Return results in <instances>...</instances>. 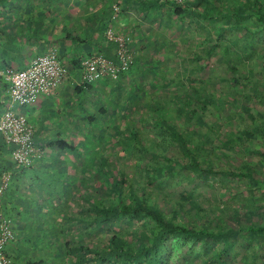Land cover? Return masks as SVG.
<instances>
[{
    "label": "trees",
    "instance_id": "trees-1",
    "mask_svg": "<svg viewBox=\"0 0 264 264\" xmlns=\"http://www.w3.org/2000/svg\"><path fill=\"white\" fill-rule=\"evenodd\" d=\"M96 1L105 2L107 11L103 14L93 13L92 16L89 14L86 20L93 17L102 19L103 22L106 21L105 29L113 27L112 7L116 0H0V16L8 13L19 14L22 11L28 14V17L35 16L34 12H37L35 9H39L35 19L37 25L32 32V35L36 36L38 31L40 32V21H45V11L50 12L54 8L56 11H65L68 6L79 11L82 5L94 8ZM121 1L123 4L117 1L115 3L119 7V20L125 19L127 11L136 10L148 22L159 20L161 19L159 17L168 14L177 19L189 17L193 22L202 21L207 26H212L215 38L204 51L206 60L201 56L193 58L203 63L199 67L198 75L188 78L189 87L182 94L176 93L174 96L177 98V103L174 104L183 115V119L171 122L165 119L159 110L154 112L151 121L159 134L154 147L148 146L133 129L121 135V131L115 129V120L109 124L108 134L103 133L104 129L100 126L97 127L96 137H90V157L85 156L84 161H81L86 165L84 171L81 170L86 181L83 179L79 181V178L71 176L67 182H63V177L58 176L60 182L54 181L55 177L51 182H46L56 202L45 213L46 219L50 217L51 221L43 222L44 231L40 237L19 238L15 233V239L10 245V248L14 249H6L7 255L13 264H167L173 252V244L189 241L192 244L200 243L204 247L205 253L203 252V258L198 264H245L247 262L245 254L249 248H255L254 254L260 258L259 264H264V142L257 137L258 134L264 136L262 133L264 122L259 129L256 126L240 129L230 116L232 105L221 97L214 100L204 93L198 94L196 87L206 81L209 82L208 60L219 48L218 41L226 34L236 30L251 42L253 31L242 22L243 18L261 25L257 32H264V0H187L182 4H177L173 0ZM201 7L205 8L203 12L199 11ZM47 20L49 19L46 18ZM67 36L73 39L70 34ZM11 39L14 41L15 37ZM106 43L109 46H102L99 54L115 60L114 55L110 56L112 53L110 45H113ZM223 52L229 53L226 47L223 48ZM141 65L145 70L150 66L153 75L159 78V74L155 72L157 65L153 61L137 58L133 67L120 75L122 78H131L129 87L125 92L118 86L115 87L108 105L112 107L113 100L119 99L118 96L122 93L126 101L137 98L140 102L145 101L150 93H154L152 89L157 88L155 84H151L155 85V88L150 85L147 88H140L138 79L131 76ZM226 66L225 74L232 87H238L246 82L245 75H240L239 63L234 58L227 60ZM262 68L264 71V64ZM0 79L2 80L1 77ZM103 81L106 84H119V79L115 82L107 79ZM250 98L254 97L242 93L234 103H244L249 109L247 114L264 119V103L260 106L256 99L251 101ZM210 105L219 109L218 115L209 112ZM101 113L102 115L106 113L104 107ZM202 128H205V131H202ZM187 131L201 132V136L199 139H192ZM84 138L83 144H86L87 137ZM106 143L119 144L124 151L123 156L126 152L135 151L139 156L145 157L137 166L145 172L143 185L133 186L124 174H114L105 166L104 155L101 149L96 151V148L97 146L104 148ZM83 144H80V147L85 148ZM95 144L96 147L93 146ZM56 145L59 150H63L62 145H66L69 152L78 151L76 145L69 146L70 144L64 141H58ZM12 149L11 147V151ZM154 157L158 164H151L150 159ZM29 169L31 168L17 169L11 161L10 168L0 169V176L5 171H11L13 182L16 173ZM177 172L182 173L183 177L193 184L206 181L207 178H222L236 190H243L242 184H247L249 188L244 191L245 197H241L242 200L234 207H230L224 216L207 213L203 207L196 205L192 199L196 193L195 189L183 193L188 183L178 185V189L175 190L178 195L176 201L167 200V197H154L149 192L152 185L162 187L166 183L165 178L174 177ZM87 181L89 187L88 184L85 185ZM12 182L5 202L9 197ZM77 183L86 190L83 192L77 189ZM66 184L68 189L65 192ZM110 186L114 189H109ZM77 191L83 206L81 211L85 213V217L77 216L76 208L69 204V198L74 197ZM248 199L251 206L245 202ZM7 210L4 203L0 207V214L13 221L15 231L16 224ZM86 223H93L96 228L112 227L113 232L104 237L102 249L81 242L74 233L75 227ZM185 249V253L191 252L190 247L185 246ZM196 253L200 254L199 251Z\"/></svg>",
    "mask_w": 264,
    "mask_h": 264
},
{
    "label": "rangeland",
    "instance_id": "rangeland-1",
    "mask_svg": "<svg viewBox=\"0 0 264 264\" xmlns=\"http://www.w3.org/2000/svg\"><path fill=\"white\" fill-rule=\"evenodd\" d=\"M204 10V7L199 9L202 12ZM159 18L161 19L148 22L145 21L141 13H138L136 10H130L125 13V19L129 21L126 24L127 26H124L125 23L121 20L117 22L118 28L113 26L118 30H127L130 33L134 40L133 44L136 43L132 49L136 53L137 58L153 61L157 65L155 72L159 74V78L153 75V69L150 66H148L147 70L142 65V67L138 66L133 71L132 78L138 79L140 88H147L152 83L155 84L157 88L152 89L154 93H150L149 97L145 98L143 102H140L137 98L126 101L125 95L122 93L121 96H118L119 99L115 98L113 100L112 107L108 105L111 94L107 93L105 97H102V102L107 103L109 114L104 118L106 122L102 120L100 124V128L104 129L103 133H107L109 124L113 123L112 121L115 119V129L120 130L121 135L127 134L130 129H133L140 135L142 140L146 141L148 146L152 145L153 147L159 134L155 124L151 121V116L159 110L160 114L171 122H179L183 119V115L179 113L174 104L177 103V98L174 96L176 93L182 94L189 87L188 78L198 75L199 67L203 63L197 62L193 58L201 56L202 59L206 60L207 57L204 56V51L215 38L212 26H207L202 21L193 22L189 17L187 19H177L168 14H164ZM242 22L253 31L251 42L241 32L236 30H232L226 34L218 41L219 48L208 60L210 64L208 72L209 82L206 81V83L204 82L196 87H198V94L204 93L207 97L214 98V100L221 97L232 105L233 109H231L230 116L236 121L240 129L252 126H256L259 129L262 128L263 117L260 118V116L255 117L253 114H247L249 109L244 103H234V100L240 97L242 93H245L249 97H254L250 98V100L256 99L260 106L264 103V89H262L264 80L262 68L264 64V32H257V29H260L261 25L256 24L250 19L243 18ZM177 27L179 28L176 29ZM225 47L229 53L223 52V48ZM230 58H234L239 63L240 75H245L246 82L238 87H232L228 81L229 78L225 74L227 60ZM130 79L129 77H123L119 80L118 85L112 86L114 88L118 86L120 90L122 89L125 92L129 87L128 83H130ZM155 85L151 87L155 88ZM210 111L216 113V115L219 114V109L211 105L209 106ZM92 131L93 136L98 134L96 130L92 129ZM202 131H205V128H202ZM187 133H189L192 139H199L201 136V132L194 133L187 131ZM262 133L264 135L263 130ZM261 135L258 134L257 137H260L259 140L264 142V138H262L264 136ZM85 143L84 150H81V148L80 151L90 157V137H87V142ZM93 146L96 147L97 144ZM257 147H259V144H257ZM99 149H101L104 155L105 166L110 168L112 173H117L118 175L124 174L133 186L145 183V172L141 167H137L145 157L139 156L135 151L126 152L125 156H123L124 151L119 144L112 145L106 143L104 148L97 146L96 151H99ZM150 162L153 165L158 164L155 157L151 158ZM81 168L80 170H76L75 174H71L72 177L79 178V181L84 178L81 174ZM86 169L88 172V168ZM83 180L86 181V179ZM165 182L162 187L156 184L152 185L149 192L154 197H167V200L176 201L175 199H178V195H176L175 190L178 189V185L188 183L183 193L186 194L195 189L196 193L193 195V202L203 207L207 213H214L220 216H224L230 207L237 205L238 201L242 200L241 197H245V189L249 188L247 184H242L241 188L243 190H236L222 178H207L206 181L202 180L193 184L189 183L188 179L183 177L180 172H177L174 177L165 178ZM88 183L87 181L85 185ZM80 186V183H77V189L79 188L81 191L86 190V188L84 189V187ZM87 187H89V184ZM109 189L113 190L114 187L110 186ZM81 191L79 192L80 194ZM74 197L69 198V204L76 208L77 216L85 217V213L81 211V207L83 206L81 205L78 191L75 192ZM245 202L251 206L249 199L245 200ZM14 232H18L17 227H15ZM112 232V227L110 229L106 227L96 228L93 223L79 225L74 229V233L80 238L81 242L93 245L99 249L103 248L102 242L104 241V237ZM185 246L190 247V253H185ZM9 248L10 245H7L6 249L9 250ZM193 250L195 253L199 251L200 254H195ZM254 250L255 248H249L246 252L245 257L247 262L245 264L260 263L258 262L260 258L256 257ZM203 252L204 247L200 243L192 244L189 241L175 242L173 244V252L169 256L167 264H198L203 258Z\"/></svg>",
    "mask_w": 264,
    "mask_h": 264
},
{
    "label": "crops",
    "instance_id": "crops-1",
    "mask_svg": "<svg viewBox=\"0 0 264 264\" xmlns=\"http://www.w3.org/2000/svg\"><path fill=\"white\" fill-rule=\"evenodd\" d=\"M116 1L123 4L121 0ZM106 7L105 2L96 1L94 8L82 5L79 11L70 6L65 11H56L55 8L50 12L45 11V17L49 20L46 21L45 18L44 22L40 21V32L36 36L32 32L37 25L35 19L39 9H35V16L28 17L24 11L0 16V74L7 68L25 69L36 55L43 54L50 47L58 49L61 63L70 71L69 79L57 88L54 95L41 97L34 104L16 110L26 116L33 126L34 141L44 151L42 160L34 167L15 174L9 197L4 202L18 228L16 234L19 238L34 239L42 235L45 225L43 222L51 221L50 217L46 219L45 213L50 206L56 204L46 182H51L54 177V181L60 182L58 176H62L63 182H67L68 177L75 174L76 170H80V167L84 169L81 161H84L86 154L79 152L80 144L84 142V137H96L93 136L92 129L97 131L101 121L109 114V107L102 102V97L113 93L116 89L110 86L113 83L106 84L101 80L81 84L80 81L81 61L87 55L100 53L102 46H109L103 33L106 21L94 17L86 20L89 14L105 13ZM29 18L31 21L28 22ZM120 20L127 26L128 19ZM117 22L119 18L114 21L116 28ZM69 34L73 39L67 36ZM11 37H15V40ZM110 47L111 56L114 55V45ZM6 87L0 79V115L8 107ZM103 107L106 113L102 115ZM58 141H64L69 146L76 145L78 151L69 152L66 145H62L64 149L59 150L56 145ZM4 144L0 134V169L11 167V146ZM67 189L66 184L64 191ZM10 249L13 250L14 247Z\"/></svg>",
    "mask_w": 264,
    "mask_h": 264
},
{
    "label": "built area",
    "instance_id": "built-area-1",
    "mask_svg": "<svg viewBox=\"0 0 264 264\" xmlns=\"http://www.w3.org/2000/svg\"><path fill=\"white\" fill-rule=\"evenodd\" d=\"M182 4L187 0H173ZM112 21L119 16V7L113 5ZM106 42L114 45L115 60L94 53L87 55L80 63L81 84H91L101 80L115 82L121 73L133 67L137 60L132 49L133 38L127 30L109 26L104 32ZM69 68L61 63L56 47H50L41 55H36L23 70L7 68L0 77L6 84L8 107L0 115V134L6 145L11 146V161L17 169L34 167L43 158L44 151L38 147L33 137V126L26 116L16 110L34 104L39 98L54 95L57 88L69 79ZM12 172L5 171L0 176V207L4 205L7 191L12 182ZM15 239L13 221L0 214V264H13L6 253V246Z\"/></svg>",
    "mask_w": 264,
    "mask_h": 264
}]
</instances>
